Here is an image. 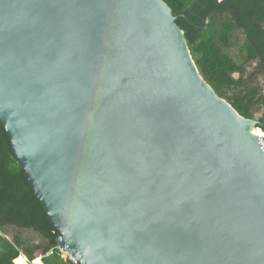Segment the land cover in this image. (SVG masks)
<instances>
[{
    "label": "water",
    "instance_id": "obj_1",
    "mask_svg": "<svg viewBox=\"0 0 264 264\" xmlns=\"http://www.w3.org/2000/svg\"><path fill=\"white\" fill-rule=\"evenodd\" d=\"M164 0H0V123L78 264H264V149Z\"/></svg>",
    "mask_w": 264,
    "mask_h": 264
},
{
    "label": "trees",
    "instance_id": "obj_2",
    "mask_svg": "<svg viewBox=\"0 0 264 264\" xmlns=\"http://www.w3.org/2000/svg\"><path fill=\"white\" fill-rule=\"evenodd\" d=\"M164 1L178 17L177 24L203 78L241 116L255 119L257 106H264V93L251 79L245 80L243 75L236 79L234 75L243 74V66L252 61H258L264 72V0ZM238 33L244 36L239 46L242 62L226 53L235 46ZM259 121L264 123V115ZM258 127L264 131V126ZM5 227L34 230L45 243L27 246L20 234L13 241L0 234V264H15L21 255L30 262L42 257L43 264H75L63 257L59 233L29 185L0 123V230Z\"/></svg>",
    "mask_w": 264,
    "mask_h": 264
},
{
    "label": "rangeland",
    "instance_id": "obj_3",
    "mask_svg": "<svg viewBox=\"0 0 264 264\" xmlns=\"http://www.w3.org/2000/svg\"><path fill=\"white\" fill-rule=\"evenodd\" d=\"M243 40H244L243 34L238 33L234 37L235 46H232L231 49H226L227 54H229L235 60H240V62H242L241 61L242 57H241V53L239 50V46L243 43ZM240 75L241 76L243 75L245 80L251 79L252 82L254 83V86L258 87L260 89L261 93H264V72L260 68L258 61H252V62L246 63L243 66V74L239 73V74H235L234 76L236 79H239ZM232 94L233 93L230 92L231 96H232ZM263 115H264V106L259 104L256 108L255 119L260 120L263 117ZM256 129L261 131L262 135H259V137H262L264 135V131L259 127H256ZM0 234H3L10 241H13L15 236L20 234L21 237L23 238V240L26 241L27 246L42 245L45 243V239L43 238V236L38 234L34 230H27V229H20L19 230L15 227H5L3 230H0ZM63 257L66 259L67 258L71 259L74 262V259L72 257H70L66 251L63 252ZM27 259H28V257H27ZM37 259H40V262L42 261L41 257H38ZM35 261L36 260H34L33 262H30L28 259V264L29 263L35 264Z\"/></svg>",
    "mask_w": 264,
    "mask_h": 264
},
{
    "label": "bare ground",
    "instance_id": "obj_4",
    "mask_svg": "<svg viewBox=\"0 0 264 264\" xmlns=\"http://www.w3.org/2000/svg\"><path fill=\"white\" fill-rule=\"evenodd\" d=\"M258 131H260V130H258ZM261 132V131H260ZM254 133L257 135V136H259L258 135V132L256 131V128L254 129ZM15 264H28V259H27V257L26 256H24V255H21L20 257H18L15 261ZM41 262H40V259H37L36 261H35V264H40ZM30 264V263H29Z\"/></svg>",
    "mask_w": 264,
    "mask_h": 264
},
{
    "label": "built area",
    "instance_id": "obj_5",
    "mask_svg": "<svg viewBox=\"0 0 264 264\" xmlns=\"http://www.w3.org/2000/svg\"><path fill=\"white\" fill-rule=\"evenodd\" d=\"M259 139H260L261 146H262V148L264 149V135H263L262 137H259ZM60 250H61L62 253H63L64 251H66V250H63V249H60ZM66 252H67V251H66ZM67 253H68V252H67ZM68 254H69V253H68ZM69 256L72 257L70 254H69ZM41 260H42V257H41ZM74 262H75L76 264H78L76 260H74ZM40 264H43V262L41 261Z\"/></svg>",
    "mask_w": 264,
    "mask_h": 264
},
{
    "label": "clouds",
    "instance_id": "obj_6",
    "mask_svg": "<svg viewBox=\"0 0 264 264\" xmlns=\"http://www.w3.org/2000/svg\"><path fill=\"white\" fill-rule=\"evenodd\" d=\"M37 260V259H36Z\"/></svg>",
    "mask_w": 264,
    "mask_h": 264
}]
</instances>
